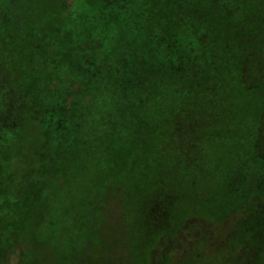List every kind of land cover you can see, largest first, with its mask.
<instances>
[{
  "label": "rangeland",
  "instance_id": "rangeland-1",
  "mask_svg": "<svg viewBox=\"0 0 264 264\" xmlns=\"http://www.w3.org/2000/svg\"><path fill=\"white\" fill-rule=\"evenodd\" d=\"M74 1L0 0V264H216L229 257L237 215L215 219L211 209L217 211L226 195L244 200L246 183L228 173L232 156L246 151L249 140L252 155L264 162V56L258 40L249 39L253 49L246 56L252 62L246 63L244 83L229 85L237 91L210 106L200 103L195 112L179 110L180 121L188 114L200 126L191 120L176 129L177 149L166 129L147 122L135 127L129 108L121 115L119 93L131 88L138 69L139 50L135 54L131 45L141 38L133 25L137 0H129L126 21L108 15L107 0H85L86 7L83 0H76L81 7ZM116 4L124 15V1ZM61 6L82 19L89 36L70 27L71 16ZM104 12L106 26L115 23L110 34L99 31ZM141 15L147 22L153 18L146 11ZM64 34L73 36L71 44ZM105 37L111 42L102 49ZM61 49L69 61L55 59ZM104 50L108 60L101 56ZM123 57L126 64L119 62ZM125 74L122 84L119 76ZM144 75L136 80L146 81ZM41 84L44 92L33 94ZM44 98L51 101L48 113L37 104ZM21 99H31V109H24ZM65 103L63 112H56ZM43 122L50 128L41 129ZM196 147L197 155L189 158L204 171L183 176L186 164L180 175H170L178 189L171 193L165 187L172 197L160 202L169 222L157 211L149 224L146 192L132 187L149 181L150 160L174 169L167 162L175 148L176 154L190 155ZM159 199L161 193L148 199L150 213ZM234 251L231 256L242 264L260 255L248 247Z\"/></svg>",
  "mask_w": 264,
  "mask_h": 264
},
{
  "label": "trees",
  "instance_id": "trees-1",
  "mask_svg": "<svg viewBox=\"0 0 264 264\" xmlns=\"http://www.w3.org/2000/svg\"><path fill=\"white\" fill-rule=\"evenodd\" d=\"M116 1H106V7L110 10L108 15L114 16L116 19L122 15L126 21L128 19L127 12L130 10L129 0H123L126 7L124 15L122 11L120 14ZM77 3L76 0L73 2L74 5ZM83 4L84 6H82L86 7L87 2L83 0ZM156 4L163 6L164 12L161 13ZM79 6L81 7V4ZM134 7V12L138 13V21L133 25H136L141 38L131 45L136 47L135 54L139 50L135 56L138 69L132 72L135 82L131 88L127 87L126 93H119V97L123 96L121 105L124 111L121 115L126 117V108H129L133 113L129 114L130 118L135 120V124L133 122L135 127H140L144 122H147L155 128L166 129L172 135L173 144L178 149L175 134L173 135L176 129L186 126L191 120L194 126H200L188 114L182 116L185 122L180 121L177 116L179 110L184 109L186 112L194 110L195 112L201 104L208 103L210 106L220 97H227V95H232L234 90L237 91L235 88H230L229 85L230 83L235 85L244 83L246 63L252 62L246 56V52L253 49L249 39L256 38L258 40L256 48L264 56V0H137ZM61 10L70 15L67 12L69 6L67 8L61 6ZM144 11L152 14L153 18L150 22H147L141 15ZM74 15V13L70 15V24L73 25L70 27L81 29V35L90 33V30H85L82 19L75 20ZM101 15L103 17H100L99 31L103 34L106 32L110 34L115 23H112L111 27H107L104 20L108 15L106 16L105 12ZM1 35H4L3 31ZM63 37L68 40L67 44H71L73 36L64 34ZM91 39L92 34H90V41ZM105 39L102 49L106 45L109 46L111 42V37H105ZM140 47L143 48L139 49ZM62 50L64 49L56 54L55 59L69 61L68 54ZM117 53L123 55L120 49L117 50ZM101 56L107 60L110 58L106 50L101 52ZM261 58L264 60V57ZM119 62L126 64L127 59L123 57ZM79 70L81 68L76 67V75H82ZM144 74L147 76L146 81L136 80L137 78L141 79ZM124 78H127L126 74L125 77L119 76L120 83H125L122 81ZM126 85L130 86L127 83ZM45 89L46 84H41L37 87L36 92H32L39 95V92H44ZM21 100L24 109H31L30 106L33 102L31 99V102L28 99ZM130 101L132 105L130 104L128 107L126 102ZM39 103L40 100L37 99L40 108L44 113H48L51 101L46 102L44 98L42 103ZM64 107H66V103L62 107L57 105L56 112L62 113ZM141 118L145 120L139 121ZM61 122L57 123L58 127L62 126ZM41 124L43 126L41 129L50 128V125L44 122ZM160 141L157 142L160 143ZM251 144L252 141L249 140L246 151L238 152L237 155L232 156L228 173L240 177L246 183L247 194L242 196L244 200H237V197L232 198L226 195L216 206L217 211L211 209L215 219L219 217L220 220H223L231 213H235L237 215L235 221H238L232 231L234 234L230 231L229 257L215 259L216 264H242V261L237 260L235 255L232 257L231 253L235 252V249L243 247H248L252 253L260 251V255L251 259L247 264H264V208L260 205V201L264 202V178L257 177V175L264 176V162L257 161L259 157L252 155ZM176 148L173 155L169 156L170 163L167 162L171 167L174 166V169L157 165L158 160H150L152 165H150L151 169L147 174L149 181L145 179V182L140 181L132 187L134 192L140 189L146 192L144 203L148 208L149 224L152 221L151 214H155V212L156 214L163 213L165 216L161 218H166L169 222L167 214L160 208L162 206L160 202L163 200L168 202L172 197V191L178 189L177 181L170 180V175H180V169L186 164L189 165L187 168L189 171L183 168L181 173L183 176L192 172L195 174L204 171L203 164L202 167L201 163L194 165V159L189 158L191 155H197L199 148L196 147V152L190 155L176 154ZM191 162L193 163L191 164ZM221 185H223V181L219 184V186ZM165 187L171 190V193L166 192L168 193L166 195ZM250 191L253 192V195ZM160 193L162 199L157 201L159 207L150 213L152 207L149 206L148 199ZM136 204L139 205L138 202ZM241 214L243 216L239 218L238 216ZM183 216L184 213L181 214V217ZM182 222L177 221L178 224H182ZM163 232L164 235H169V225Z\"/></svg>",
  "mask_w": 264,
  "mask_h": 264
}]
</instances>
